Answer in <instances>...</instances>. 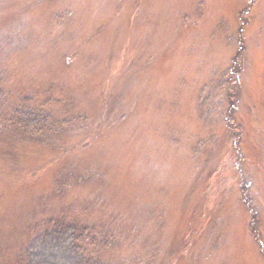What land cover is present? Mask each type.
<instances>
[{"label":"rangeland","instance_id":"obj_1","mask_svg":"<svg viewBox=\"0 0 264 264\" xmlns=\"http://www.w3.org/2000/svg\"><path fill=\"white\" fill-rule=\"evenodd\" d=\"M56 223L103 264H264V0H0V264Z\"/></svg>","mask_w":264,"mask_h":264},{"label":"trees","instance_id":"obj_2","mask_svg":"<svg viewBox=\"0 0 264 264\" xmlns=\"http://www.w3.org/2000/svg\"><path fill=\"white\" fill-rule=\"evenodd\" d=\"M30 111L20 112L17 118L27 125L36 126V116ZM18 120V122H19ZM17 122V124H18ZM34 123V124H32ZM41 130V129H40ZM88 229L73 224L56 223L50 231L34 237L25 248L26 264H103L87 254L81 243L89 240ZM92 239V238H91ZM93 240L94 237H93ZM83 241V242H82Z\"/></svg>","mask_w":264,"mask_h":264}]
</instances>
